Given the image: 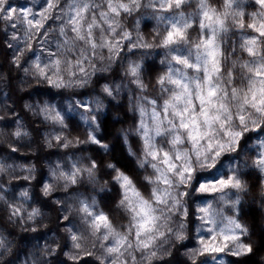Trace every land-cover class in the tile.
<instances>
[{
    "label": "snow or ice",
    "instance_id": "6c2138e0",
    "mask_svg": "<svg viewBox=\"0 0 264 264\" xmlns=\"http://www.w3.org/2000/svg\"><path fill=\"white\" fill-rule=\"evenodd\" d=\"M190 8L191 0H0L4 254L11 237L23 264H264V0ZM133 13L134 40L122 24ZM126 48L143 51L127 62L131 82L145 91L147 73L163 97L133 105L129 96L135 136L122 143L142 177L97 159L108 150L98 134L105 100L123 91L97 69L108 71ZM151 54L159 66L145 63ZM89 84L101 94L70 91ZM102 166L109 179L89 193Z\"/></svg>",
    "mask_w": 264,
    "mask_h": 264
},
{
    "label": "clouds",
    "instance_id": "9594fccd",
    "mask_svg": "<svg viewBox=\"0 0 264 264\" xmlns=\"http://www.w3.org/2000/svg\"><path fill=\"white\" fill-rule=\"evenodd\" d=\"M213 4L221 5L222 0H212ZM192 8L189 10H194L196 0H191ZM135 18V13L132 16H125L122 20V24L125 28L132 31L133 33V40L135 39L136 29L133 26V20ZM143 28V26H142ZM151 29V26L148 28H143L145 33H148ZM143 54L142 50L139 49H125L124 52L121 54L120 60L113 63L112 67L108 71H101L99 68L97 69V76H106L109 82H113V86L115 84H121L123 91L119 94L118 97L109 98L105 100V110L102 115V120L105 122L104 125L98 130V134L104 136L105 143L108 145L107 152L101 151L97 159L99 160L101 157L103 158L104 163H112L115 164L117 161H122L126 164L128 170L134 175H139L142 177L143 173L139 172L137 167V156H131L128 153V145L122 143L123 136L125 133L129 136V141L131 142L132 137L135 136V119L137 118V114L133 108L129 107V96L133 97L132 103L135 104V97L136 96H155L163 98L158 86H156L150 79L149 75L145 73L144 80L147 85L145 91H139L136 86L131 82L132 77L127 75V62L128 60H136ZM107 55V54H105ZM159 56L156 54H151L146 56L145 63H154L159 66ZM96 63L99 65L101 61L97 60ZM103 63H108L105 59ZM225 67H229L228 64ZM15 76V72L12 74ZM238 79H239V74ZM95 80V77L92 78ZM105 81L101 80L100 84H103ZM3 83H0V87L4 86ZM35 81H29V84L25 86L27 90L29 86L34 85ZM44 87L43 84L40 85ZM70 91H77V92H90L92 94H101V88L99 85L89 84L84 89H77V90H70ZM70 94V92H69ZM56 103H61V98L56 97L54 101ZM31 115V113H29ZM83 136V133H81ZM258 135V133H257ZM161 143H164V140H161ZM165 147L168 145L165 143ZM181 147H188L185 143ZM22 152L27 153L28 151L35 152V148H25L21 149ZM44 151H49V149L45 148ZM88 151L92 155H96L94 150L88 149ZM230 153H225V156H230ZM223 160V157L221 158ZM223 165H221L222 167ZM199 170V169H198ZM219 171V169H217ZM100 173V180L97 185L88 186L89 193L92 192L93 187L99 188L100 185L103 184L105 180H108L109 177L104 174L103 166L101 169L98 170ZM85 183L87 181L85 180ZM10 244L9 248L10 251L7 254L3 253V250H0V264H23L25 259L24 252L22 250V245H20L19 241L12 240L9 238ZM264 255V253H262Z\"/></svg>",
    "mask_w": 264,
    "mask_h": 264
},
{
    "label": "trees",
    "instance_id": "16d2710c",
    "mask_svg": "<svg viewBox=\"0 0 264 264\" xmlns=\"http://www.w3.org/2000/svg\"><path fill=\"white\" fill-rule=\"evenodd\" d=\"M146 24H147V22H146ZM151 26V24H147V27L146 28H148V27H150Z\"/></svg>",
    "mask_w": 264,
    "mask_h": 264
}]
</instances>
